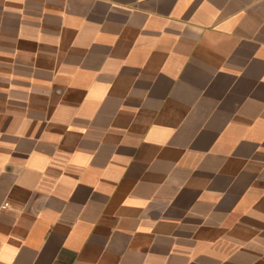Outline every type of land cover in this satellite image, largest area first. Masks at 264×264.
Returning a JSON list of instances; mask_svg holds the SVG:
<instances>
[{
  "label": "crops",
  "instance_id": "0c3cea01",
  "mask_svg": "<svg viewBox=\"0 0 264 264\" xmlns=\"http://www.w3.org/2000/svg\"><path fill=\"white\" fill-rule=\"evenodd\" d=\"M0 264H264V0H0Z\"/></svg>",
  "mask_w": 264,
  "mask_h": 264
},
{
  "label": "built area",
  "instance_id": "2783aa9c",
  "mask_svg": "<svg viewBox=\"0 0 264 264\" xmlns=\"http://www.w3.org/2000/svg\"><path fill=\"white\" fill-rule=\"evenodd\" d=\"M6 206H3V208H5Z\"/></svg>",
  "mask_w": 264,
  "mask_h": 264
}]
</instances>
